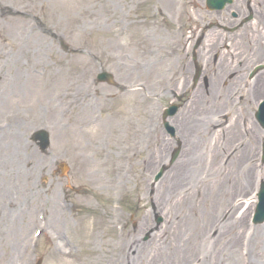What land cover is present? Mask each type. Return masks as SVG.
I'll use <instances>...</instances> for the list:
<instances>
[{
    "label": "rangeland",
    "instance_id": "rangeland-1",
    "mask_svg": "<svg viewBox=\"0 0 264 264\" xmlns=\"http://www.w3.org/2000/svg\"><path fill=\"white\" fill-rule=\"evenodd\" d=\"M0 2L19 13V18L31 11L39 28L43 30L45 27L49 31L46 34L39 30V36L44 38L43 46L48 45L53 50V55L41 58L38 55L37 58L39 65L47 66L48 79H56V70L63 71L71 83L89 92L84 99L80 96L77 103L55 112H49L50 106L46 102L40 104L36 111H31L29 106L23 107L18 95L14 100H8L9 92L0 78V264H34L37 257L43 259V264H119L114 256V245L119 235L117 230L121 228L132 239L131 247L124 253L125 264H151V254L158 251L160 261L163 251L158 247L170 235L182 247L171 264H213V259H216V264L264 262V244L260 238L264 234V225L253 227L249 220L256 182L264 179V168H260L257 160L264 132L251 112L238 115L240 110L237 107L246 110L247 100L237 103L227 119L215 113L230 111V108L203 107L206 109L204 115L223 123L212 130L221 136L219 155L211 163L206 150L207 138L204 137L197 149L205 162L201 166L197 163L193 175L184 184H176L163 194L179 159L195 139L194 143L199 139L194 132L181 131L179 125L186 118L188 106L193 103H187L192 89L185 93L191 87L187 73L193 52L186 46L194 37L193 27L199 22L202 36L208 31L203 43L217 31L208 30L212 14L206 9L205 0ZM242 2L237 0L233 9ZM5 25L8 28L10 24ZM199 32L194 38L196 42L201 37ZM256 33L264 36V28L249 24L242 34L235 35L251 45L243 65L255 57L264 60V53L257 49L258 46L264 49V42L257 44ZM5 36L8 37L7 32ZM62 43L69 47L68 53L63 50ZM223 43L221 50L227 42ZM221 50L219 54L222 55L224 52L220 53ZM198 54L203 56L202 48ZM199 61L205 63L204 59ZM211 62L214 64V58ZM139 63L147 69L143 77L133 76L129 69ZM2 69L4 65L0 60ZM150 69L153 71L149 76ZM102 70L114 76L116 86L95 82L96 75ZM189 74L191 81L192 74ZM210 78L209 73L207 80ZM136 79L145 82L151 100L123 94L134 87ZM159 83L163 86L169 84L167 96L153 94L159 92ZM202 85L205 88L203 82ZM182 86L184 89L181 90ZM235 86L221 85L223 91L228 89L226 96H222L223 100L231 97ZM173 92L185 93L184 99L187 100L169 122L177 131L174 139L167 134L161 120L163 109L176 100ZM201 95L208 97L206 92ZM232 99L236 102L234 95ZM1 123L12 124V127L2 130ZM40 129L48 130L51 135L52 146L48 154H42L31 142V135ZM178 140L181 142V154L174 164H170ZM136 146H140L137 162L124 168L126 164L130 165L126 153ZM244 149L248 150L246 155ZM144 159L151 163L139 165ZM47 160L51 161V170L43 172L38 179L27 181L25 172L28 173L30 167L27 164L33 163L36 168ZM61 164L67 165L65 174L60 170ZM163 167H168V170L159 181H155ZM203 167H206L205 172H200ZM247 168L251 173L248 179L245 178ZM118 174L122 176L119 182L126 188L118 195H112L108 188ZM53 182L60 188L55 200L61 199L67 208L65 217L68 222L62 219L60 224L63 239L58 238L59 229L53 228V233L51 230L37 243L31 239V245L29 239L37 229L33 223L42 208L53 213V224L59 220L54 206L51 208L43 200L35 198L36 191L48 190L51 185H56ZM190 188H194L193 199H197L199 192L198 199L206 196V204L197 205L195 210H187L186 205L178 204L181 192ZM8 201L13 206L6 208ZM243 201L247 202L246 206ZM118 212L123 219L118 221L122 227L117 229L110 219ZM20 214L25 218L18 222ZM224 214L226 218L223 219ZM158 216L163 217L161 225L157 223ZM236 221H242L243 226L240 237L233 241L232 235L236 232L232 226ZM18 225H21L20 238L15 247L12 246V235ZM213 225L217 230L215 236L211 232ZM52 237L57 239L56 243L52 242ZM222 241L224 243H220ZM195 245L196 250L193 251ZM138 246L140 249L136 253ZM67 249H70L69 256L64 254Z\"/></svg>",
    "mask_w": 264,
    "mask_h": 264
},
{
    "label": "bare ground",
    "instance_id": "bare-ground-1",
    "mask_svg": "<svg viewBox=\"0 0 264 264\" xmlns=\"http://www.w3.org/2000/svg\"><path fill=\"white\" fill-rule=\"evenodd\" d=\"M260 1L262 2V0ZM0 9L8 10L9 12L8 19L0 16V60L6 61L7 76L4 79V84L7 91L9 92V96L7 97L8 100L12 101L18 95V97L22 100L23 107L29 106L31 111H36V109L39 108L40 104L43 105L46 102L50 106L49 112H55L59 108H67L68 104L70 103H77L80 96H82V99H84L89 92L86 91L85 93L84 89L76 88L75 85L69 80L67 73L56 70L54 73L55 75H57L56 79L49 80L46 73L47 66L44 67L38 64V55L40 58L44 55H53V50L48 45H46L45 47L43 46L42 41H44V38L42 36H39V31L36 29L35 23L32 21V19L34 18V14L29 11L26 14L27 17L24 16L19 18L17 16H20V14L14 12L12 9L7 8L3 2H0ZM261 13L264 14V7ZM9 21L13 22L14 25H9V27L6 28L5 22L8 23ZM46 30L47 28L44 27L41 31L47 34V32L49 31ZM6 32L8 37L5 36ZM11 37L13 38L11 39ZM218 38H220V35L214 33L210 36L209 42H211L212 39H214L215 42ZM225 66L226 64H221L220 70H222ZM130 69L133 76L139 75V77H143V74L147 72V69L145 70V67H143L140 63L136 64ZM152 69L154 68L152 67ZM152 69H150L148 72L149 76L150 74H152ZM233 70L235 71L236 69ZM204 75L208 76L209 73L207 72ZM260 76L262 77V75ZM140 81L141 80L138 81V79H136L135 84L140 83ZM235 81L233 80L232 82L234 83ZM215 84H219L218 80H214L212 84L208 83V88L207 85L206 88H204L203 85H200L197 91L192 95L193 98L190 100V102L193 101V103L188 106V113L186 115V118L181 120L182 122L179 125V129L181 131L194 132L196 133V135H198L199 139L197 143H194L196 141L195 139L192 145L188 147L184 156L179 159L177 167L173 169L170 178H168L167 187L163 189V194L168 193L172 186L176 187V184H184L189 179V176H191V174L193 175V171H195V166L197 165V163L201 166V163L205 162V159L202 157V153L199 151V149H197L198 145L201 143V141H203L204 137L207 138L206 150L209 158L212 160L211 163H213L219 155L218 141H220L221 136L219 132L212 133L213 128L217 127L219 123L217 121H214V118H210V116L204 115L206 109L203 108L212 106L214 107L219 104L216 102L215 98L217 95L221 94L222 91L217 89ZM263 87L264 78L256 84V87L253 88L254 90L252 89V93L250 92L251 98L259 96L260 91L263 89ZM142 91H145L143 87ZM207 91L208 97L204 98L201 94L202 92ZM127 95L137 97V99L142 98V95L138 91H126L125 96ZM196 112H198V116L194 117ZM224 134L225 133L223 132V135ZM213 138L216 139V142ZM130 151L132 152L130 156L131 159H134V156L138 155L137 158H135L137 162L140 155L139 146L134 147ZM247 153L248 150L244 149V155H246ZM30 161L31 160H29V162ZM150 163L151 161L147 162L146 159H144L140 161L139 165L148 166ZM234 163H236V161H234ZM27 165L30 166L27 169L29 170V172H25V178L27 179V181H31L33 178L38 179V177L43 172L49 171L52 168L51 161L49 163L48 160L43 165H41V167L34 168L33 163H29ZM205 170L206 167H203L200 172H205ZM245 174V178H250L251 173L248 168ZM53 184H56V182H53ZM35 185L36 181L32 189L35 188ZM58 189L60 188H58L57 184L51 185V187L46 191H36L35 198L43 200V202L49 205L51 208H53L54 206L55 210L59 213V216L61 218L64 212V207L55 200L57 198ZM193 196L194 188L187 189L181 192V198L178 199L177 203L181 204V206L186 205L187 210H195L197 205H201L203 203L206 204V196H202V198L198 199L199 192H197V199H193ZM157 200L158 202H160L159 199ZM224 207L226 208L227 204H225ZM43 211L47 212V210ZM21 218H25V216L20 214L17 218V221L19 222ZM26 219H24V223L26 222ZM35 223H37V221ZM59 224L60 222L58 220L55 223V226H58ZM242 226V221L233 222L232 228H234L236 232L234 235H232L233 241H237L238 237H240V229L242 228ZM15 230L16 231H13L12 235L14 236L12 246L16 247L18 245V243L16 244V242L20 238L21 225H18ZM255 236L257 237V235ZM256 237H254V239H256ZM260 238L264 244V234L261 235ZM131 243L132 240L130 239L128 246H130ZM159 243L160 242H158V244ZM220 243H224V241ZM128 246L127 244H125V246L120 247L121 252L126 251V248ZM158 248L159 250L163 251V258H160V261H158L159 251L155 254H151V264H171L177 254L182 251L181 244L176 242L172 235L165 239ZM139 249V246L135 248L136 253H138ZM192 250H196V245L192 247ZM119 262L120 264H125L126 261L124 259L122 261L120 257ZM212 262L213 264H216V259H213ZM258 264H260V262ZM262 264H264V262Z\"/></svg>",
    "mask_w": 264,
    "mask_h": 264
},
{
    "label": "water",
    "instance_id": "water-1",
    "mask_svg": "<svg viewBox=\"0 0 264 264\" xmlns=\"http://www.w3.org/2000/svg\"><path fill=\"white\" fill-rule=\"evenodd\" d=\"M106 77L107 76L105 75V77L103 79H106ZM174 113H175V109L171 110L170 115H172ZM39 141H40V145H41L42 149L45 150L47 148V143H48L47 138L45 136H42L39 139Z\"/></svg>",
    "mask_w": 264,
    "mask_h": 264
}]
</instances>
